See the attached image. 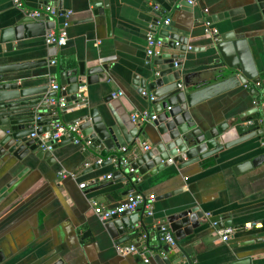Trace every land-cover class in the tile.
Instances as JSON below:
<instances>
[{"label":"crops","instance_id":"1","mask_svg":"<svg viewBox=\"0 0 264 264\" xmlns=\"http://www.w3.org/2000/svg\"><path fill=\"white\" fill-rule=\"evenodd\" d=\"M21 1L23 8L20 10L12 5V0H0V31L13 27L26 12L52 6L49 0ZM103 1L62 0L64 13L72 14L67 28V45L57 48L55 57L48 58L50 48L45 46L44 37L0 43V66L47 60L45 67L16 75L30 78V86L49 87L51 83H57L51 79L56 75L58 63L67 66L63 71L78 67L102 68L106 82L82 84L86 95L84 105L70 104L62 111L48 107L46 112L52 118H59V126L73 125L80 117L81 108L101 106L105 98L118 92H122V96L116 99L129 114L147 113V103L133 83L148 76L145 40L147 33L152 32L154 20L169 19L173 24L171 34L186 38L189 47L195 49L196 53L188 55L192 65H185V72L194 73L212 69V61L218 58L209 48L211 40L205 35L206 18L231 11L238 13L212 23L219 34L234 26L242 32H254L260 19L254 0H196L191 8L181 5L184 0H107L108 28L105 17L99 12L98 15L93 13V6ZM53 21L57 32L63 20L55 18ZM153 30L156 35L158 29ZM165 53L180 54L166 46L162 51ZM52 60L56 61L55 66L50 65ZM250 91V86L238 87L203 102L191 112L197 122L209 123L208 126L234 117H242V122L258 119L260 122L255 131L263 129L261 135L225 150L212 166L193 165L178 171L171 164L147 181L134 183L139 194L144 197L154 195L152 215L140 211L142 222L148 227L187 208L198 207L205 215L201 227L174 247H169L170 262L224 264L249 258L251 264H264V163L243 173L234 172L236 166L264 156L261 146L264 110L253 104L260 102V98L250 95ZM48 92L52 93L49 88ZM75 125L78 127L79 124ZM146 126L152 135L151 123ZM153 144L149 135L141 137L126 157L132 159L139 150L152 149ZM50 153L54 158L51 164L34 158L30 164H25L29 167L26 177L0 202V264H54L58 261L62 264H145L135 256H118L114 249L117 244L146 247L148 264H158L155 257L162 256L163 251L156 250L160 242L154 236L151 235L147 246L144 233L137 226L128 236L114 238L105 229L106 223L93 214L91 202L112 207L133 189L127 181L102 182L116 171L114 166L98 165L94 169L96 158L84 157L82 146L73 143L59 146ZM86 163L92 164L85 167ZM25 165L12 158H0V188ZM82 184L86 185L83 190L79 188ZM207 215H224L222 222L232 223L230 228L234 233L227 242L220 240L216 234L220 229L208 222Z\"/></svg>","mask_w":264,"mask_h":264},{"label":"water","instance_id":"2","mask_svg":"<svg viewBox=\"0 0 264 264\" xmlns=\"http://www.w3.org/2000/svg\"><path fill=\"white\" fill-rule=\"evenodd\" d=\"M49 2L64 13L62 0ZM254 3L260 12V19L254 32H242L241 28L234 26L210 38L209 48L216 52L218 58L212 61L213 68L209 70L185 72L186 63H188L186 66L193 63L191 56L188 55L196 53L195 49L191 47L188 49L186 38L177 33L171 34L172 23L164 28L157 27L156 38H161L166 47L180 54L165 53L149 59L148 76L133 83L138 94L141 95L143 91L147 94L143 99L147 103L148 118L152 114L156 116L151 123L152 135L149 134L146 123L134 124L120 100L111 96L105 98L101 106L79 110L80 117L73 125L79 124L78 130L81 133L79 145L85 152L84 157L94 156L95 160L102 161L100 165H113L116 169L110 178L105 177L102 181L104 184L116 180L127 181L133 189L127 191L125 196L130 193L139 194L134 189V183L147 181L171 164H174L178 171L193 165L202 168L212 166L225 150L263 133V129L255 131L259 125L258 119H247L242 122V117H234L218 125L208 126L209 123L204 125L197 122L191 112L203 102L241 86H250V95L259 96L260 101L264 102V0H254ZM181 5L191 8L187 0ZM93 8L94 15H98L99 12V15L105 17L109 28L110 13L107 0L94 5ZM237 14L234 11L225 12L208 17L205 21L212 24ZM156 22L158 20H154V23ZM55 26V21L49 15L42 13L37 18L25 15L13 27L0 31V43L45 37L50 30L56 28ZM57 50L56 47H51L48 50V58L55 57ZM47 64L46 59H41L0 66V158H12L23 165L30 164L32 158L45 161L47 164L54 162L51 153L41 149L42 144L38 137L30 138V135L40 136L46 132H53L52 126L60 124L58 117L52 118L51 114L46 112L48 110L46 100L59 96V93H49L48 85L30 86L28 85L30 78L16 76L22 72L45 67ZM66 67L58 63L56 75L51 80L64 88L61 94L69 104L75 100L81 84L92 85L107 80L100 67L88 70L78 67L63 71ZM168 108L170 109L167 110ZM248 121H252L249 126L246 125ZM148 135L153 139V148L148 151L139 150L130 159L129 165L123 166L122 161L128 151L138 144L141 137ZM68 143H72V138L63 137L53 149ZM48 145L50 143L45 144ZM126 146L128 149L122 151ZM261 163H264V156L259 160L236 166L234 172L243 173ZM27 165L0 188V202L24 180L29 171ZM93 166L95 169L98 165ZM140 211L144 212V209L112 218L106 223L105 229L112 237L117 238L128 236L139 226L144 233L147 246L151 235L160 242L156 250L163 251V255H156L158 264H176L169 261L172 255L168 252L170 246L168 244L162 246L164 233L170 234L177 245L178 241L192 235L193 231L205 222L204 213L198 207H192L177 211L163 222L148 227L142 222ZM207 219L209 223H215L216 229L232 227L230 221L222 222L224 215ZM162 226L167 228L166 232L161 231ZM54 264H62V261ZM224 264H251V260L238 258Z\"/></svg>","mask_w":264,"mask_h":264},{"label":"built area","instance_id":"3","mask_svg":"<svg viewBox=\"0 0 264 264\" xmlns=\"http://www.w3.org/2000/svg\"><path fill=\"white\" fill-rule=\"evenodd\" d=\"M196 2V0H188V3L190 5H193ZM12 5L17 8V9H22L23 8V3L21 0H12ZM155 10H158L157 6L153 7ZM47 14L53 18H60L63 20L61 27L59 30L56 32L54 29L50 30L44 37V44L47 48L51 47H56V48H64L67 45L68 42V33H67V28L69 27L70 23V16L71 12H65L61 13L59 10H57L53 6H46L44 9L40 10H35L31 12H26V15H28L31 18H37L40 17L41 14ZM169 19H165L164 21L156 22L154 25L151 27L152 32H148L146 35V40H145V54L146 58L149 60L153 57L160 56L162 54L163 49L165 48V43L161 38H156L154 30L158 26H162L164 28L165 26H168L170 24ZM205 25V35L208 36L209 38H214L218 31L215 27L212 26L211 23L209 22H204ZM176 46L178 45L177 43L175 44ZM190 49V47L188 48ZM50 65L55 66L56 61L52 60L50 61ZM49 91L52 93H59V96H54L50 97L46 100L48 107H50L53 110H66L70 104L78 106V105H84L86 102V95L84 91V87L82 84L79 86L78 91L76 93V98L74 101H72L70 104L66 101V98L64 95L61 94L62 91H64L63 87H60L57 83H51L49 86ZM112 98H119L122 96V92H118L116 94L111 95ZM142 97H146L147 94L145 91L141 93ZM151 101L153 98L150 99ZM253 104L257 107H260V109L264 110V102H258L254 101ZM168 108L167 110H169ZM262 120H264V113L262 115ZM156 119V116H151L148 118V115L146 112L143 113H132L130 114V120L134 124H148L152 123L153 120ZM261 120V122H263ZM260 122V121H259ZM252 121H248L246 123L247 126L251 125ZM36 129V126H35ZM54 131L52 132H46L41 134L40 136H37L36 134H31L30 138H36L38 137L39 141L41 142V149L51 152L53 151V146L57 143L61 142V139L64 137L66 139L72 138V143L74 145H79V140L81 138V133L78 130V127L76 125H71L68 127H62L59 125L54 126ZM46 143H50V145L45 146ZM261 146L264 147V140L261 142ZM149 147H145L144 151H147ZM122 151H126V148H123ZM130 159L126 157L123 161L122 164L123 166H128L129 165ZM171 162V161H169ZM102 163L101 160H95L93 164L95 165H100ZM92 163H86L85 167H89ZM63 177H66V175H63ZM111 175H108L106 178H110ZM85 184L79 185V188L83 190L85 188ZM153 200H154V195H148L147 197H144L141 194L138 193H130L127 194L118 204L112 206V207H107L103 205H98L95 202H91L90 204L92 205V211L94 216L102 222V223H107L109 222L112 218L116 216H121L125 213H135L137 210L143 208L148 215H152L153 211ZM207 218H210L209 215L206 216ZM212 226H215V223L211 224ZM166 227L162 226L161 231L166 232ZM234 233V229L232 228H223L218 231H216V234L220 238L222 242H227ZM162 241L168 244L170 247H174L175 243L171 237L170 234L164 233L162 236ZM115 252L118 256L120 257H127V256H135L140 258L145 264L149 263V258L146 257L147 249L146 247H141L137 246L134 244L130 245H122V244H117L114 246Z\"/></svg>","mask_w":264,"mask_h":264}]
</instances>
